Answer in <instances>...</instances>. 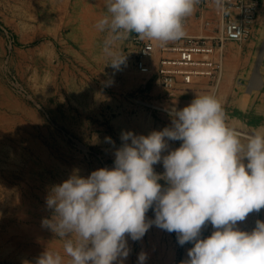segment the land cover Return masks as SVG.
<instances>
[{
    "label": "rangeland",
    "instance_id": "rangeland-1",
    "mask_svg": "<svg viewBox=\"0 0 264 264\" xmlns=\"http://www.w3.org/2000/svg\"><path fill=\"white\" fill-rule=\"evenodd\" d=\"M260 1L249 36L228 41L214 77L220 100L217 93L231 77L233 97L225 117L241 140L247 137L239 118L252 122V112L264 101ZM105 15V0H0V264H36L45 251L59 253L70 264L65 238L43 224L55 216L46 206L52 187L73 174L87 178L95 170L112 169L115 151L124 143L122 133L147 136L171 126L173 109L146 103L149 108L136 112L126 106L129 95L116 87L119 70L103 52L108 33L95 28ZM125 44L126 38L117 40L114 51L123 56ZM228 51L247 52V62L229 68ZM181 143L168 141L162 156ZM153 167L157 174L165 172L162 162ZM158 183L168 187L164 179ZM154 219L150 208L146 220ZM257 220L264 221V208L236 227L250 232ZM213 231L206 224L201 238ZM67 239L79 242L74 233ZM126 240L129 255L123 264H138L141 252L147 255L144 264H182L194 247L181 246L175 232L155 224L142 239L133 241L126 234ZM113 264H120L119 258Z\"/></svg>",
    "mask_w": 264,
    "mask_h": 264
},
{
    "label": "clouds",
    "instance_id": "clouds-1",
    "mask_svg": "<svg viewBox=\"0 0 264 264\" xmlns=\"http://www.w3.org/2000/svg\"><path fill=\"white\" fill-rule=\"evenodd\" d=\"M200 0H105L108 15L95 28L107 32L103 52L119 70L126 57L114 51L117 40L136 33L141 40L161 45L182 39L183 21ZM217 7L223 0H216ZM172 123L147 136L122 133L114 167L87 177L71 175L54 185L46 206L55 216L44 220L58 237L65 238L70 264H113L129 255L126 234L143 238L155 224L177 234L178 243H193L182 264H264V221L248 232L236 227L249 213L264 208V129L250 133L246 143L226 123L219 99L196 95L184 108L173 109ZM167 138V139H166ZM106 140L114 143L110 137ZM131 141V143H128ZM168 141L180 147L163 155ZM246 161V163H245ZM163 163L160 175L154 165ZM168 187L163 188L159 180ZM154 220H146L149 209ZM214 231L202 239V228ZM79 238L74 244L71 234ZM147 255L141 252L138 264ZM36 264H64L59 253L45 251Z\"/></svg>",
    "mask_w": 264,
    "mask_h": 264
},
{
    "label": "crops",
    "instance_id": "crops-1",
    "mask_svg": "<svg viewBox=\"0 0 264 264\" xmlns=\"http://www.w3.org/2000/svg\"><path fill=\"white\" fill-rule=\"evenodd\" d=\"M183 23L186 35L182 39L170 43L178 45L191 37H208L216 46L214 52L211 54L212 60L217 62V68L220 67L221 57L224 55L222 53L228 41L225 42L223 47L218 46V38L222 32V14L221 7H217L216 5V0H210L209 3L202 8L198 4L195 12L191 16L185 18ZM228 46V49H231L235 45L231 44ZM159 57L160 53L157 51L151 62L152 71L150 73H142L133 66L119 69L118 75L115 78L116 87L129 95L126 104L128 108L138 112L149 108L146 106V103H151L169 109H182L187 106L196 95L212 94L215 96L214 89L219 81V79L214 78L217 73V68L213 74L202 73L194 75L191 83L186 85L179 84L177 89H167L157 80ZM226 57L229 68L238 64L237 62H239L240 66L247 62V52L243 54L236 53L235 51H228ZM203 67L208 68L206 66ZM231 83V77L228 75L227 78H225L224 85L221 87L219 93H217L218 97H222L223 99L219 100L223 106L224 112L226 111V104L229 103L231 101L230 99L233 97ZM252 115L254 117L252 122H248L247 119L242 120L241 118L238 120L242 124L240 127H243L246 137L254 130L264 129V101L252 112ZM231 121L233 122V119H231ZM246 140L247 139L244 138L242 142L246 143Z\"/></svg>",
    "mask_w": 264,
    "mask_h": 264
},
{
    "label": "built area",
    "instance_id": "built-area-1",
    "mask_svg": "<svg viewBox=\"0 0 264 264\" xmlns=\"http://www.w3.org/2000/svg\"><path fill=\"white\" fill-rule=\"evenodd\" d=\"M209 1L200 0V7L206 6ZM260 4V0H223L222 32L218 46L223 47L226 41L246 39L258 17ZM215 48L214 43L203 36L188 38L178 45L170 42L161 45L158 41L141 40L136 33H131L126 37L123 50L126 59L121 67L133 66L142 73H150L151 62L159 51L157 80L167 89H177L179 84L191 83L194 75L213 74L217 62L212 60L211 54Z\"/></svg>",
    "mask_w": 264,
    "mask_h": 264
}]
</instances>
